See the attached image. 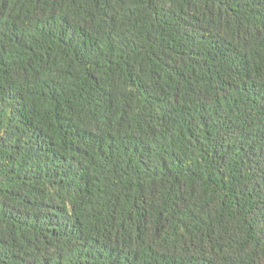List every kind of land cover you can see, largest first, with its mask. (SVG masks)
<instances>
[{
  "label": "trees",
  "instance_id": "obj_1",
  "mask_svg": "<svg viewBox=\"0 0 264 264\" xmlns=\"http://www.w3.org/2000/svg\"><path fill=\"white\" fill-rule=\"evenodd\" d=\"M0 264H264V0H0Z\"/></svg>",
  "mask_w": 264,
  "mask_h": 264
}]
</instances>
